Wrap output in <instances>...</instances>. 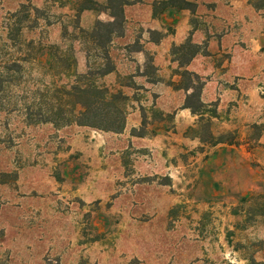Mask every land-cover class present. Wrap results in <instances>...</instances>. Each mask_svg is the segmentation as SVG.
I'll return each mask as SVG.
<instances>
[{
  "label": "rangeland",
  "instance_id": "374dc122",
  "mask_svg": "<svg viewBox=\"0 0 264 264\" xmlns=\"http://www.w3.org/2000/svg\"><path fill=\"white\" fill-rule=\"evenodd\" d=\"M92 1L95 10L88 0H0V264H264V94L203 103V81L181 71L158 98L136 85L130 61L143 27L126 43L124 19L107 42L97 25L111 21L109 0ZM112 1H148L152 15L187 9L194 27L202 16L191 0ZM234 2L235 27L254 35L240 53L255 56L264 81V0ZM206 47L187 40L170 53L184 65ZM190 82L201 86L195 117L179 125L174 108L187 95L175 89ZM88 84L108 93L86 119L102 129L66 123L75 98L56 99ZM118 121L122 130L106 129Z\"/></svg>",
  "mask_w": 264,
  "mask_h": 264
},
{
  "label": "crops",
  "instance_id": "0c3cea01",
  "mask_svg": "<svg viewBox=\"0 0 264 264\" xmlns=\"http://www.w3.org/2000/svg\"><path fill=\"white\" fill-rule=\"evenodd\" d=\"M191 1L196 3V9L201 10L200 13L195 14L202 15L199 17L201 19L199 25L195 27L191 23L193 14L187 9H182L180 12L165 10L152 15V6L148 1L137 3L131 9L123 8L128 27L119 37L129 43L134 34L133 28L143 27L139 37L142 47L134 53L135 56L130 57V61L138 67L137 77H134L137 78L136 85L148 92L156 93L159 95L158 98L162 99L163 92H175L173 86L181 82V71H187L199 76L203 81L200 95L203 103L217 98L219 106L226 105L227 95L235 92L236 89L242 93L249 90L251 93L260 91L264 94V81H259L258 70L255 66H251L250 62L255 56H250L247 51L244 54L240 53L241 37H245L248 39L245 41L249 42L254 35L250 29L242 35L235 27L237 6L234 0ZM206 3L212 4L207 8ZM213 3L216 6L212 8ZM216 16H220L222 21L220 22V18ZM109 18L112 21V18ZM212 20L219 21L224 28L214 26ZM154 31L160 33L157 40L150 38V33ZM187 40L195 45H201L205 41L207 47L205 51H199L187 64L179 65L173 60L170 48ZM146 50L149 54L144 53ZM226 53L229 56H224ZM144 55H149V61L153 65L155 77L153 79L143 71L145 61L148 60ZM113 73L114 71H111L109 75ZM246 88L248 89L245 91ZM175 90L183 92L184 97L191 92L190 89L186 91L182 87ZM174 110H176L174 121L179 125H188L195 117L189 108L183 106V101Z\"/></svg>",
  "mask_w": 264,
  "mask_h": 264
},
{
  "label": "trees",
  "instance_id": "16d2710c",
  "mask_svg": "<svg viewBox=\"0 0 264 264\" xmlns=\"http://www.w3.org/2000/svg\"><path fill=\"white\" fill-rule=\"evenodd\" d=\"M88 1L92 6L84 8V9L95 10L94 6H96L97 4L92 0H88ZM108 3H109L108 7H106V9H104V10H106V11L108 10L109 16L112 18V21L107 22V23L98 22V25H97V27H99V28L103 27L106 29V36H104V37H106L107 42H109L111 40V35L114 33L113 30L110 28H112V26H114L116 24L121 26V24L124 21L123 6L125 5V3H116L115 1H112V0H109ZM96 36H98V34L93 33V35L91 37L93 39H95ZM196 53H197L196 51L193 52L188 57L186 63H188L194 57V55H196ZM185 75L188 76L189 81L191 80V77L194 78L195 80H199V77L193 73L185 71ZM189 89L191 90V92L189 94H187L183 106L185 108H189L190 111L192 113H194L193 112V106L190 105L189 101L192 98L196 99V100L199 99L201 86L194 87L192 85V83L190 82L188 85H186L184 90L188 91ZM58 93H60V91ZM87 94H91L93 96V99L89 100L86 97ZM66 96L75 98L72 111H70V117L66 118L67 119L66 123L71 122L70 119H73V121L79 126H87V127H91L94 129L95 128L102 129V128H99L98 126H96L95 124L86 122V119H88L92 115L97 114L96 113L97 110L103 109L104 106H108V105H106L107 104L106 100L108 99L107 98L108 97L107 91H99L95 87H93V85H90V84H88L85 89L81 88L80 86H72L69 88V90H62L61 97L56 98V99L59 101ZM92 96H90V97H92ZM86 101H88V102H86ZM58 116L60 117V119L63 118V110L61 108L59 109ZM104 117L107 118L108 113H104ZM118 118H119V111H118ZM45 122H50V120L47 118V119H45ZM116 123H118L117 124L118 126H116V127L114 126L112 128H106V129L109 131H114V132H118V131L122 130L123 124H121L119 126V121ZM252 264H255V263L253 262Z\"/></svg>",
  "mask_w": 264,
  "mask_h": 264
}]
</instances>
